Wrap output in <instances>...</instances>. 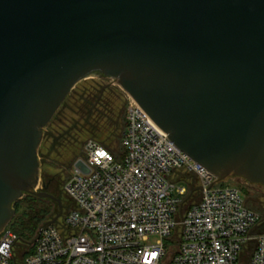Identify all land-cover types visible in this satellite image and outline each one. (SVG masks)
Listing matches in <instances>:
<instances>
[{
	"label": "water",
	"instance_id": "water-1",
	"mask_svg": "<svg viewBox=\"0 0 264 264\" xmlns=\"http://www.w3.org/2000/svg\"><path fill=\"white\" fill-rule=\"evenodd\" d=\"M91 74L217 180L264 187V0H0V234L24 194L62 210L38 150Z\"/></svg>",
	"mask_w": 264,
	"mask_h": 264
},
{
	"label": "built area",
	"instance_id": "built-area-1",
	"mask_svg": "<svg viewBox=\"0 0 264 264\" xmlns=\"http://www.w3.org/2000/svg\"><path fill=\"white\" fill-rule=\"evenodd\" d=\"M125 110L123 156L89 139L74 161L88 172L73 163L64 183L69 208L25 257L6 227L0 264H264V217L242 191L179 150L130 96Z\"/></svg>",
	"mask_w": 264,
	"mask_h": 264
},
{
	"label": "rangeland",
	"instance_id": "rangeland-1",
	"mask_svg": "<svg viewBox=\"0 0 264 264\" xmlns=\"http://www.w3.org/2000/svg\"><path fill=\"white\" fill-rule=\"evenodd\" d=\"M91 94L94 95L93 108L90 109L88 116L75 114V109L78 110L77 107L83 105ZM128 101L129 95L113 79L91 74L75 85L51 122L45 127L38 150L41 163L39 186L41 188L50 186L49 188L53 191L51 193L62 201V210L59 208L57 213L58 208L55 204L54 209L40 220L34 231L28 232L31 242L37 237L39 229L47 220L54 219L65 207L69 208L71 201L63 190L64 183L75 159L84 155L86 142L94 139L105 144H109L110 141L119 143L115 137L121 133ZM115 151L121 154L119 145ZM224 182L238 187L248 206L264 217L263 186L248 184L240 177H230ZM46 191L50 192L49 189ZM27 195L24 194L13 206L15 215L7 225V228L12 231L19 228V220L25 213L34 212V210L37 212L42 207V202L34 201ZM62 219L63 217H60V221Z\"/></svg>",
	"mask_w": 264,
	"mask_h": 264
},
{
	"label": "trees",
	"instance_id": "trees-1",
	"mask_svg": "<svg viewBox=\"0 0 264 264\" xmlns=\"http://www.w3.org/2000/svg\"><path fill=\"white\" fill-rule=\"evenodd\" d=\"M92 97H94V95H90V97H88L86 99V101L83 102V105L78 106V110L75 109V114L80 115V116H88L90 109L93 108V101H92ZM96 98V97H95ZM66 100V99H65ZM65 102V101H64ZM126 108V107H125ZM124 122L122 124V128L121 131L123 130L125 124H126V110L124 111ZM115 139H118L119 143L116 142H112L110 141L109 144H105L103 143L111 152H113L117 158H121L123 156V149L121 147L120 141H121V133L120 135H118V137L116 136ZM119 145V147L121 148L122 152L121 154L117 153L115 150L117 148V146ZM119 149V148H118ZM80 157V156H79ZM69 176V175H68ZM68 179V177H67ZM67 179L65 180V182L67 181ZM50 186H44V189H49L50 193L53 191H51V189L49 188ZM64 190V189H63ZM29 198L33 199L34 201H40L42 202V207L39 208V210L36 212V210H34V212H28L25 213L24 217H22L19 220V228L17 230H15L14 232L18 235L19 237V246L18 247V252L19 254H22V256H27L28 254H30L33 249H34V244H31V238H29L28 236V232H32L34 231V229L38 226V224L41 222L40 220L43 219V217L48 214L49 212H51L56 204L57 209V213L59 212V205L57 202L51 200V199H43V198H39V197H35L32 195H27ZM17 202L14 203V205H16ZM245 204L248 208H250L248 206V204L245 201ZM70 205V203H69ZM68 205V206H69ZM67 208L65 207L63 211H65ZM251 209V208H250ZM262 215V214H261ZM263 217V216H262ZM48 222V220L46 221ZM45 222V223H46ZM44 223V224H45ZM26 249V250H25ZM240 264H245L244 262H241Z\"/></svg>",
	"mask_w": 264,
	"mask_h": 264
},
{
	"label": "flooded vegetation",
	"instance_id": "flooded-vegetation-1",
	"mask_svg": "<svg viewBox=\"0 0 264 264\" xmlns=\"http://www.w3.org/2000/svg\"><path fill=\"white\" fill-rule=\"evenodd\" d=\"M50 185V184H49ZM48 187V185H46Z\"/></svg>",
	"mask_w": 264,
	"mask_h": 264
}]
</instances>
